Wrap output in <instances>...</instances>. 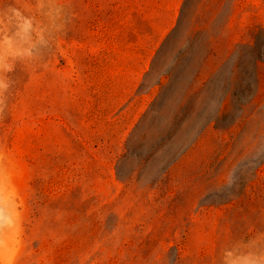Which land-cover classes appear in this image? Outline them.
I'll use <instances>...</instances> for the list:
<instances>
[{
	"label": "rangeland",
	"instance_id": "374dc122",
	"mask_svg": "<svg viewBox=\"0 0 264 264\" xmlns=\"http://www.w3.org/2000/svg\"><path fill=\"white\" fill-rule=\"evenodd\" d=\"M0 264H264V0H0Z\"/></svg>",
	"mask_w": 264,
	"mask_h": 264
}]
</instances>
